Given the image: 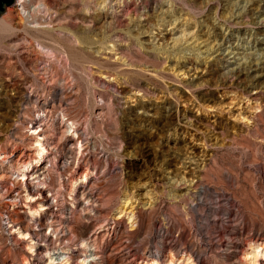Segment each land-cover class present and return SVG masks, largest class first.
I'll list each match as a JSON object with an SVG mask.
<instances>
[{
    "label": "rangeland",
    "instance_id": "rangeland-1",
    "mask_svg": "<svg viewBox=\"0 0 264 264\" xmlns=\"http://www.w3.org/2000/svg\"><path fill=\"white\" fill-rule=\"evenodd\" d=\"M47 2L78 48L69 73L28 24L0 32V164L36 156L40 118L52 134L6 182L19 196L0 203V264H249L264 247V0ZM44 67L67 79L62 99ZM63 110L79 124L61 141ZM128 197L133 223L116 220Z\"/></svg>",
    "mask_w": 264,
    "mask_h": 264
},
{
    "label": "bare ground",
    "instance_id": "bare-ground-1",
    "mask_svg": "<svg viewBox=\"0 0 264 264\" xmlns=\"http://www.w3.org/2000/svg\"><path fill=\"white\" fill-rule=\"evenodd\" d=\"M8 10L9 11L7 15H9L12 21H9L10 22L9 23L7 20L2 18L0 20V32H6L9 30L14 31V30L21 28L24 24H28L29 28L28 30H26V34L30 35L31 38L35 41L38 47V50L41 51L42 54L48 58L49 63L52 62L53 64H55L61 70L62 73H69L70 67L68 66V62H70L71 60L70 51L71 49L78 50V48L76 49L75 47L70 46V45L67 46L68 44H71V45L75 44L73 43V41H70L71 36L69 34L63 35V40L65 41H64V44L61 45L62 43L60 42V39L56 38V36H54V31L50 30L52 23L50 22L48 23V21L45 20L47 16H48L47 18L48 20H51L52 18L51 7L49 6L47 0H17V2L15 1L14 5L11 6L10 9ZM32 32H33V35H32ZM61 55L65 56L64 62L60 58ZM75 56L74 57L71 56V58L73 57L74 61H76V58H77ZM43 71H44L43 75L45 77L44 83L49 86L48 92L51 95L53 93L56 96H60V98L62 99L64 97L63 84H65L64 82H66L67 79L64 77L61 78V77L52 75L50 72V69H47L45 67L43 68ZM56 85H59L62 89V92L60 94H58L55 91L53 92L52 90V87ZM46 94L47 92H44L43 96H45ZM67 100H69V98ZM40 108L41 110L45 112V114L47 113V109L45 105H41ZM53 109L55 108L53 107ZM40 113L38 114V117L41 116ZM61 114H62L63 121L67 119L66 124H63L62 122V124H60L58 127V131L60 132V140L62 141L64 138H66L69 132L78 133L77 126L79 123L76 122L74 119L69 118L67 111L63 110ZM69 123H70V126H69ZM36 125H37L36 128L35 126L32 128L35 131V133L38 132L39 129H42L41 132L38 133L37 135L40 139L39 138L33 139L34 141L33 143L37 144L36 156L33 157L29 162H26L21 157L18 159H13L11 156L9 158L4 157L6 160L3 158V161L6 162L7 165L0 164V203H2L4 200H10L12 202H15L19 196V194H16L17 192L14 191L11 187H9L6 184V182L11 180L15 174H17L19 177H27L28 171L33 166L32 161L33 160L40 161L44 159V155L47 151V143H44V142L46 140L49 142L52 134L48 126L45 124V120H43L42 118H40L39 122H37ZM23 129L25 130L29 129V124L27 126H24ZM32 129H29V130H32ZM87 135H88L87 130L84 129V133H83L84 138L79 137L78 142L75 145L78 147L77 151L79 153L82 151L83 143L86 142L87 140L86 138ZM87 176H88L87 173H83L81 175V178L87 179ZM76 187H77V181L73 183V188H74L73 191H75ZM130 204L131 203L128 197L123 201L122 206L118 209L116 213V217H117L116 220H120L128 216L130 223H133L134 211L133 209H130ZM86 242H87L86 247L89 249L88 252H90L91 254L87 255V257L85 258V261L92 262V261L98 260L97 253L95 252L96 249H93L95 247L93 245L94 243L91 244L89 243V241H86ZM248 245H249L248 250L250 252L249 254L245 256L246 261H248L249 264H259L260 258L264 256V247L252 245V243ZM87 258H91V260H87ZM236 259H237L236 255L235 254L232 255L230 259V263L231 262L235 263ZM175 261L176 260L174 259V260H171L170 262L171 264H177V262L175 263ZM183 263L193 264V261L189 257H184L182 258L179 264H183ZM147 264H158V263L156 261L151 260Z\"/></svg>",
    "mask_w": 264,
    "mask_h": 264
},
{
    "label": "water",
    "instance_id": "water-1",
    "mask_svg": "<svg viewBox=\"0 0 264 264\" xmlns=\"http://www.w3.org/2000/svg\"><path fill=\"white\" fill-rule=\"evenodd\" d=\"M16 0H0V17L6 12L7 8L14 5Z\"/></svg>",
    "mask_w": 264,
    "mask_h": 264
}]
</instances>
